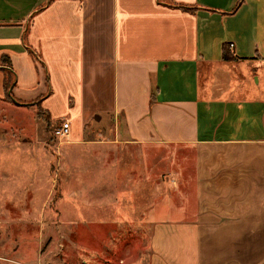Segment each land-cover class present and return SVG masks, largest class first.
<instances>
[{"label": "crops", "instance_id": "0c3cea01", "mask_svg": "<svg viewBox=\"0 0 264 264\" xmlns=\"http://www.w3.org/2000/svg\"><path fill=\"white\" fill-rule=\"evenodd\" d=\"M0 80L71 105L68 144L111 118L126 172L160 175L149 264H264V0H0Z\"/></svg>", "mask_w": 264, "mask_h": 264}, {"label": "rangeland", "instance_id": "374dc122", "mask_svg": "<svg viewBox=\"0 0 264 264\" xmlns=\"http://www.w3.org/2000/svg\"><path fill=\"white\" fill-rule=\"evenodd\" d=\"M7 101L0 80V264H149L146 220L158 206L146 211L142 201L160 175L143 190L145 174L126 172L139 159L119 157L138 148L110 142L111 118L87 129L83 144H68L53 127L71 105H43L56 117L49 122L43 107L38 114Z\"/></svg>", "mask_w": 264, "mask_h": 264}, {"label": "trees", "instance_id": "16d2710c", "mask_svg": "<svg viewBox=\"0 0 264 264\" xmlns=\"http://www.w3.org/2000/svg\"><path fill=\"white\" fill-rule=\"evenodd\" d=\"M231 48H232V46H231V44H228L227 46L225 45V52H224V58L225 59H229L230 58V56L227 54V53H229L230 52V50H231ZM228 50V51H227ZM2 61L3 62H9V59H6V57H3L2 58ZM10 66H11V63L9 64ZM8 80H10V79H8ZM10 82L9 81H7L6 83H5V99L6 100H12V94H10V93H8V91H9V88H10ZM38 104V103H37ZM37 106V109L39 110V112H38V114H41L42 112H40V110H41V108H42V106L41 105H36ZM47 121H49L50 122V119H49V115H48V118H47Z\"/></svg>", "mask_w": 264, "mask_h": 264}, {"label": "built area", "instance_id": "2783aa9c", "mask_svg": "<svg viewBox=\"0 0 264 264\" xmlns=\"http://www.w3.org/2000/svg\"><path fill=\"white\" fill-rule=\"evenodd\" d=\"M71 133V126L68 120H63L55 129L54 135L56 137H69Z\"/></svg>", "mask_w": 264, "mask_h": 264}, {"label": "water", "instance_id": "95a60500", "mask_svg": "<svg viewBox=\"0 0 264 264\" xmlns=\"http://www.w3.org/2000/svg\"><path fill=\"white\" fill-rule=\"evenodd\" d=\"M9 93L11 94V89L9 90ZM15 102H18L15 98L13 99Z\"/></svg>", "mask_w": 264, "mask_h": 264}]
</instances>
